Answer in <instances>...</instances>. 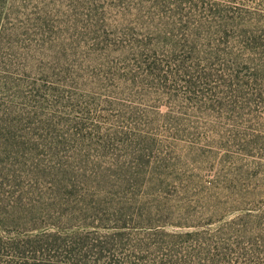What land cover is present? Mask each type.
Masks as SVG:
<instances>
[{"label": "rangeland", "instance_id": "rangeland-1", "mask_svg": "<svg viewBox=\"0 0 264 264\" xmlns=\"http://www.w3.org/2000/svg\"><path fill=\"white\" fill-rule=\"evenodd\" d=\"M0 264H264V0H0Z\"/></svg>", "mask_w": 264, "mask_h": 264}]
</instances>
